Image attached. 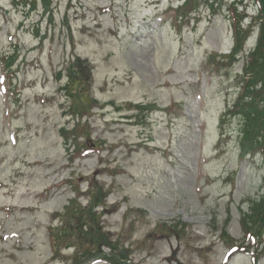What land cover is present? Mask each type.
I'll use <instances>...</instances> for the list:
<instances>
[{
	"label": "rangeland",
	"instance_id": "rangeland-1",
	"mask_svg": "<svg viewBox=\"0 0 264 264\" xmlns=\"http://www.w3.org/2000/svg\"><path fill=\"white\" fill-rule=\"evenodd\" d=\"M32 1L0 0V264L111 248L119 264H264V234L252 242L243 221L264 196V147L243 154L231 116L255 2L192 0L179 18L186 0ZM236 20L250 29L237 53ZM77 57L81 98L68 88ZM68 208L92 214L103 242L76 229L54 255Z\"/></svg>",
	"mask_w": 264,
	"mask_h": 264
},
{
	"label": "trees",
	"instance_id": "trees-1",
	"mask_svg": "<svg viewBox=\"0 0 264 264\" xmlns=\"http://www.w3.org/2000/svg\"><path fill=\"white\" fill-rule=\"evenodd\" d=\"M253 1L255 2L256 7L259 11L257 23L259 22L260 34L257 40L256 47L252 49L251 53L247 57L248 60L247 64L245 65L243 80L241 81L239 86L241 96L239 97V101L235 104V108L237 109L231 112L233 114L231 116L243 117V128L240 132V135L243 136V154H247L251 151H255L264 147V108H259L261 105L255 103L256 93L264 91V0ZM43 2L44 9L46 11H49L50 0H43ZM36 4L37 0H33V7H35ZM191 4H193L192 0H186L182 5L178 6V9L175 13L177 14V17L182 18L185 10L184 8H187ZM232 8L236 10V7ZM240 26L241 22H239V20H236V24L234 25L235 35L237 38L235 53H237L241 49L242 45L246 42L248 34L250 32L249 27L243 30V28H241ZM18 57L19 55H17L15 52L10 56H6L4 63L7 70L12 69L11 67L14 64L15 60L18 59ZM80 62V58L77 57L73 66L70 68L71 81L68 88H70V95H72L73 97L75 95H78V97L81 98L87 91L86 86L90 81V74H85V71H81L80 68H77V63ZM71 84L72 86H70ZM84 104V102L83 104L81 103V106L83 108ZM261 104L264 107V99L262 100ZM68 210L69 208L65 210L63 214H59L60 216H65L67 213L72 214L71 219L63 222H66V227L64 228L63 226V230L61 229L62 231L53 230V233H51V244L54 249V255H57V253L61 250V245L59 244L61 238H64L65 242H70L72 231L77 229L78 234L76 235H82L83 238V236L88 235L89 231L92 229V222L90 221L93 220L92 214L88 217H85L80 211ZM243 221L247 226L245 228L250 239L254 240L256 239L257 235L262 236L264 234V196H262L259 201L254 202L251 212L244 214ZM253 223L254 226L256 224L255 227H252ZM86 227H89V230H87L88 233L87 231L84 233V229ZM253 229H255V233H257V235L252 234ZM95 233L92 234V231H90V234L93 236V239H90V242L95 243L94 241H96L98 242V244L103 242L100 238H98L99 234H96L97 237L94 236ZM101 234L104 233L101 232ZM111 249L112 253H110V256L112 258L107 257V254L100 253V255H95V257H93L92 259L88 258L84 261H80V264H87L94 259H104L109 262V264H119L120 258L113 253L114 248ZM124 260L126 259L124 258Z\"/></svg>",
	"mask_w": 264,
	"mask_h": 264
}]
</instances>
